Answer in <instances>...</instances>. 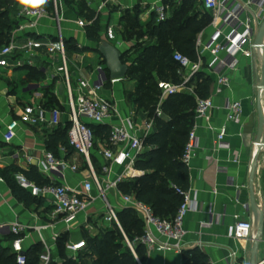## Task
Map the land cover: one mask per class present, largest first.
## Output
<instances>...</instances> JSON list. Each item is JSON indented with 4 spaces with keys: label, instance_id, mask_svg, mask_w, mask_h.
<instances>
[{
    "label": "crops",
    "instance_id": "0c3cea01",
    "mask_svg": "<svg viewBox=\"0 0 264 264\" xmlns=\"http://www.w3.org/2000/svg\"><path fill=\"white\" fill-rule=\"evenodd\" d=\"M241 1L246 2L247 0ZM85 2L91 10L96 12L98 6L104 1L85 0ZM171 2L173 1L106 0L105 9L99 14L103 27L102 39L107 41L105 37L106 29L108 26H114L116 39L107 42L113 43L122 53L129 51V43L122 37L124 33L121 25L123 17L128 13L137 14L139 22L147 25L155 15L152 10L153 5L165 3L170 6V18L172 7L178 4L173 2L170 5ZM200 3L201 0H193L191 7L192 11H196L195 15L200 14V17H203L205 15L202 12ZM18 6L19 2L14 12V20L17 22V26L12 34V36L15 34L18 45L26 44L29 39H35L41 44L56 40L58 35L57 24L50 19H42L36 27L20 32L18 28L24 21L16 19ZM60 17L62 19L60 29L63 38L66 41H75L78 48H89V51L86 52L66 51L69 77L74 88L76 87V80L81 75L92 83H96L99 78L96 68L100 65L104 67L103 75L106 79L100 91V96L115 103L123 116L134 114V122L128 124L133 131L142 122L155 118V111L149 114V112L142 111V109H138L137 106L129 102L130 96L126 94L123 82L128 80L132 84L134 81L126 77L116 83L111 82L112 79L106 68V63L97 50L98 45L90 42L87 38L86 29L77 25V21L85 19V17L79 16L63 0ZM214 32V28L209 23L208 27L201 32L203 33L204 42H207ZM225 55L221 54V57L224 58ZM16 59L30 61L31 65L24 64L22 68L4 69L0 72V111L4 109L0 114V173L12 166H18L24 170L33 167L38 171V161L42 158L44 151L47 150L54 153L56 157L67 160L70 164L80 166L79 172L68 171L65 178H60L62 184L73 190H80L87 171L85 170L84 161L74 151L68 154L61 141L56 142L57 139H60L57 136L60 135L61 137V133L68 127L70 128L68 121L70 110L61 72L62 58L59 54H50L45 46L40 45L31 54L16 55L12 60ZM204 61L211 62V56L205 54ZM27 66L41 71L45 77L39 82L30 80ZM262 68V52L255 48L251 58L240 56L237 69L228 73L229 86L217 85L215 77L211 76L213 85L209 98H212L214 108L210 110L207 118L197 119L196 111L193 118L192 130L197 127L198 148L189 168L190 189L188 192L194 209L188 213L184 221V229L188 232L184 251L198 248L209 257L210 264H251V248L259 231L260 218L264 208V147L257 143L261 124L258 111L259 97H261L264 106V89H259ZM25 80L27 81L25 84L30 86V89L24 93V96L29 98V102L22 104L18 101L17 94L13 93V89ZM124 83L128 86L131 85L130 83ZM61 86H63L62 92L60 91ZM189 87L193 89V93L185 91L180 94L193 96L195 102H197V98L200 97L197 95L195 87L193 85ZM48 94L54 96L57 101L55 107L63 113L60 125L51 127L48 122L49 115H46L45 120L37 126L29 127L21 124L16 139L11 144L4 143L3 134L9 122L13 119H19L25 107L42 103L43 99H47ZM159 97L161 100L162 93L160 90ZM227 102H240L242 104L243 112L237 121H226L227 112L224 107ZM45 109L48 112L51 111L49 107ZM160 119L169 121L170 117L164 111V117ZM208 125L216 128L223 125L227 126L226 143L228 145L226 148L216 150V134L208 130ZM155 130L156 125L154 124ZM97 141V148L93 153L92 162L95 169L101 171L102 166L109 164V161L100 151L106 139L99 137ZM49 142L54 145V150L48 148ZM30 158H32V162H29ZM254 163H256L253 180L255 205L251 201L250 192L251 170ZM122 170L121 168H114V173L110 178L113 179ZM134 170L140 174L136 178L123 183L119 191L124 195L128 194L122 191V187L134 183L145 174L135 169V167ZM109 201L116 207L117 212L126 208L118 192H111ZM50 203L51 200L37 197L32 204L20 201L12 194L9 185L5 181L3 185H0V224L20 222L31 226L53 225V229L42 234L48 240V243L53 246V254L56 253L57 242L53 238L56 233L60 237L67 235L71 242H78L85 240L86 231L90 237L94 238L103 230L111 229L114 226L103 223L104 206L98 201L79 216L80 224L76 225L72 232H67L61 220L51 218L53 208ZM210 212L214 214L213 224H209L211 220ZM236 218L252 223L254 228L252 240L238 242L229 236L231 228L236 223ZM9 237L12 236L8 233L0 235V240L5 241L6 247H9L11 242L8 240ZM22 237L26 251L36 244L42 245L40 235L33 230L27 231ZM159 239L164 241V238L160 237ZM183 252L156 250L147 253L146 251L143 261L139 260L141 264H185L186 260ZM233 253H236V257H232ZM257 259L259 262L264 259V229L257 250Z\"/></svg>",
    "mask_w": 264,
    "mask_h": 264
},
{
    "label": "built area",
    "instance_id": "2783aa9c",
    "mask_svg": "<svg viewBox=\"0 0 264 264\" xmlns=\"http://www.w3.org/2000/svg\"><path fill=\"white\" fill-rule=\"evenodd\" d=\"M103 1L96 9V18L105 9L106 0ZM172 1L179 4L184 0ZM52 2V11H48L45 7L32 2L28 4L19 3L16 19L24 21L18 28L20 32L36 27L42 19H50L56 22L58 35L56 40H50L46 44H41L35 39H29L26 44L18 45L14 34L7 45L0 47V72L4 69L22 68L24 64L30 66V61L12 59L16 55L31 54L40 45L45 46L50 54L61 56L63 64L61 72L70 110L68 114L70 123L68 141L73 151L82 157L87 171L80 190L69 188L60 182V178H65L68 171L79 172L80 166L70 164L67 160L58 158L54 153L46 150L38 161L37 168L38 172L50 181V184L39 187L22 174L16 176L17 183L34 197L51 200L50 204L53 208L51 218L61 220L67 232H72L76 225L80 224L79 216L82 213L98 201L101 202L104 206L103 223L119 227L126 244L139 264L141 263L136 253L138 245L143 246L147 253L156 250L182 253L188 236V232L184 229V221L188 213L194 209L189 192L183 193L184 202L176 217L172 220H164L156 216L152 207L138 201L133 195L122 194L119 189L123 183L136 178L140 174L134 170L135 163L146 151L145 140L154 132L155 119L164 117L163 104L165 99L185 91L193 93V89L189 86L191 80L200 72H207L210 76L215 77L217 85L229 86L228 73L237 69L239 57L251 58L253 56L255 36L264 21V0H247L246 2L241 0H201L202 12L204 15L209 16L210 25L215 31L214 34L207 42H204L203 33L199 34L196 43L198 56L196 62H192L179 52L174 53L173 60L179 65L177 73L180 83L159 82L158 87L162 93V98L155 111V118L142 122L140 126L135 127L134 131L128 126V124L134 122V114L123 116L115 103L100 96V91L106 82L103 75L104 67L99 65L96 68L99 73L96 83L93 84L81 75L76 80V87L74 88L72 85L68 71L65 39L60 29L62 1H60L61 7L58 0H52ZM152 10L158 23L169 19L170 6L168 4L156 3L153 5ZM91 23L85 19L77 21L80 28H86ZM105 37L109 42L116 39L114 26L107 27ZM205 54L211 56V62L204 61ZM221 54L226 55L222 58ZM117 81L111 80L112 83ZM196 104L197 119L207 118L210 110L214 108L212 98H197ZM224 110L227 112L226 121L234 122L242 115L243 106L240 102H227ZM46 115H49L48 122L51 127L60 125L63 113L59 109L48 112L41 102L25 107L19 119H13L6 126L3 134L4 143L11 144L16 139L21 124L29 127L37 126L45 120ZM91 126H108L110 128V137L100 150L109 161V164L103 165L101 171H97L92 162L98 141ZM196 128L194 127L190 132L183 155V163L188 169L196 156L198 148ZM208 130L216 134V150L227 147L226 137L228 131L226 125L220 128L208 125ZM29 162H32V158L29 159ZM114 168L123 170L111 179L110 176L114 173ZM4 183L5 179L0 173V185ZM111 192H118L124 206L136 211L144 221V234L136 238L134 242L129 241L125 235L116 207L109 201ZM178 192L180 191L178 190ZM210 215L209 224H213L214 214L210 212ZM262 216L264 218V208ZM53 228V225L49 224L31 226L15 222L13 224H0V235L8 233L14 237L9 247L16 256V263L27 264L22 236L27 231L37 232L41 237L40 241L44 248L40 256L41 264H50L53 257V246L48 243V240L42 234ZM253 231L254 228L250 221L236 218V223L231 228L229 236L238 242L250 241L253 238ZM160 237L164 238V241H161ZM53 238L57 242L60 235L56 233ZM86 248L85 240L68 241L66 244L67 253L71 257H77L79 252L84 251ZM232 257H236V253H233ZM57 261L61 263L60 259H57ZM259 264H264V259Z\"/></svg>",
    "mask_w": 264,
    "mask_h": 264
},
{
    "label": "trees",
    "instance_id": "16d2710c",
    "mask_svg": "<svg viewBox=\"0 0 264 264\" xmlns=\"http://www.w3.org/2000/svg\"><path fill=\"white\" fill-rule=\"evenodd\" d=\"M63 1L79 16L92 22L85 28L87 38L99 46L104 41L101 36L103 27L100 17L96 18L95 12L89 8L85 0ZM192 1L184 0L180 4L174 5L171 17L162 23L157 22L155 15L147 25L139 22L137 14L128 13L123 17L121 21L124 29L122 37L126 41L139 36H148L154 41L152 45L145 47L138 54L129 57L133 50L138 49L134 47L123 53L122 57L123 63L129 66L127 78L136 83V91L130 93L129 96L132 98V104L138 109L143 108L140 101L148 98L144 92L140 91L152 92L151 88L145 86L147 80L152 81L154 77H157L160 81L180 83L177 73L179 65L173 60L174 53L179 52L192 62L198 60L197 38L208 27L210 18L207 15L200 17V14L191 16ZM18 2L19 0H0V47L10 42L16 29L17 22L14 20V12ZM172 3L169 4L172 5ZM40 6L52 11L53 2L47 0ZM141 31H145L143 35L139 34ZM2 41H5V44ZM65 47L66 51H89V48H78L73 40H65ZM26 69L29 71L30 80L39 82L45 77L41 71L32 67L27 66ZM136 73L143 76L136 79ZM159 82H157V87ZM190 85L195 87L200 98L207 99L211 94L213 80L207 73L200 72L191 80ZM153 101V99H149V102ZM42 103L45 108L57 109L55 107L57 101L51 94H48L47 99H43ZM196 107L195 99L188 94L167 98L164 102V111L170 119L169 121L155 119L156 130L145 140L146 151L135 163V169L144 172V176L134 183L122 187L125 194L134 195L138 201L152 207L156 216L164 220H172L176 217L184 202L183 193L190 189V172L183 163V155L192 131ZM91 128L96 138L101 137L106 141L109 139L110 128L108 126H91ZM68 131L69 127L61 133V137L57 136L60 139H57L56 142L61 141L68 154H71L73 148L68 141ZM48 148L55 149L51 142H49ZM19 174H23L30 182L39 187L50 184V181L33 167L24 170L18 166H12L1 173L12 194L20 201L32 204L36 197L17 183L16 176ZM118 218L129 241L134 242L136 238L143 236L144 221L136 211L125 208L118 212ZM13 239L14 237H9L8 240L12 241ZM68 241L67 235H63L57 240L56 253L53 254L50 264H139L117 225L111 229L103 230L94 238L86 237L87 248L79 252L77 257L68 255L66 250ZM4 243L5 241L0 240V264H17L16 256ZM145 252L143 246H137L136 253L141 261L144 259ZM42 253V245H34L26 251L27 264H41ZM183 255L186 260L185 264H210L209 257L198 248L184 251ZM57 259H60L61 263Z\"/></svg>",
    "mask_w": 264,
    "mask_h": 264
},
{
    "label": "water",
    "instance_id": "95a60500",
    "mask_svg": "<svg viewBox=\"0 0 264 264\" xmlns=\"http://www.w3.org/2000/svg\"><path fill=\"white\" fill-rule=\"evenodd\" d=\"M254 46L256 49L261 50L263 55L262 78L259 84V89L263 90L264 89V21L256 33ZM97 50L106 63V68L110 73L111 79L121 80L127 77L129 72V66L123 63L122 61L123 53L116 46H114L113 44L107 41H103L98 46ZM62 90H63V86L60 87L61 92ZM258 111L261 118V122H260L261 124L258 133L257 143L260 146L264 147V106L262 104L261 97H259L258 100ZM255 172H256V163H254L251 170V183H250L251 201L253 205H255L254 186H253ZM263 229H264V218L263 216H261L259 231L255 239L253 240L254 244L251 248V264H259V261L257 259V250L261 242V234L263 232Z\"/></svg>",
    "mask_w": 264,
    "mask_h": 264
},
{
    "label": "rangeland",
    "instance_id": "374dc122",
    "mask_svg": "<svg viewBox=\"0 0 264 264\" xmlns=\"http://www.w3.org/2000/svg\"><path fill=\"white\" fill-rule=\"evenodd\" d=\"M60 1H62V0H58L59 5L61 7ZM195 12H196L195 10L191 11V16L195 15ZM144 32L145 31H141L139 34L143 35ZM127 42L129 43L130 49H132L134 47L138 48L137 50H133V52L129 55V57H130V56H134V55L138 54L145 47L152 45L154 41L152 39L148 38V36H143V37L139 36V37H133L130 41H127ZM2 43L5 44V41H2ZM142 76H143L142 74L136 73L135 78L140 79ZM96 78H97V76H96ZM145 78L148 79L149 77H145ZM159 81L160 80L157 77H154V79L152 81L151 80L146 81L145 86H147L146 88L152 89L151 93H149L147 90H144V89H143L144 91H142V90L140 91V92H144L148 96L147 99L140 101L141 105H143V108H141L142 111H147V112H149V114H152V112L156 111V109L160 103V97H159V91H158L159 87H157V82H159ZM124 82L130 83L128 80H125ZM124 82H123V87L126 88L125 89L126 94H130V93L136 91L135 90L136 89V83L135 82H133L132 84L130 83L131 85H129V86L127 84H125ZM25 83H27L26 80L17 84L15 89H13V93L17 94L18 101L22 104L29 102V98L25 97L24 93L30 89V86L26 85ZM93 84H94V82H93ZM155 85H156V87H155ZM149 99H153L154 101L149 102ZM131 100H132V98H130V101H129L130 103H132ZM3 111H4V109L2 111H0V114ZM87 236L90 237L89 233H87V231H86L85 238Z\"/></svg>",
    "mask_w": 264,
    "mask_h": 264
},
{
    "label": "clouds",
    "instance_id": "9594fccd",
    "mask_svg": "<svg viewBox=\"0 0 264 264\" xmlns=\"http://www.w3.org/2000/svg\"><path fill=\"white\" fill-rule=\"evenodd\" d=\"M35 3L37 5H43L47 2V0H19V3L21 4H28V3Z\"/></svg>",
    "mask_w": 264,
    "mask_h": 264
}]
</instances>
